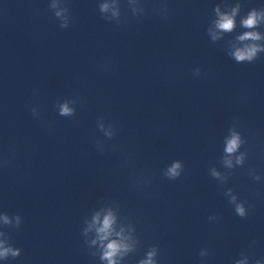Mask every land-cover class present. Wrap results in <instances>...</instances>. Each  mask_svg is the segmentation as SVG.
<instances>
[{"label": "clouds", "instance_id": "clouds-1", "mask_svg": "<svg viewBox=\"0 0 264 264\" xmlns=\"http://www.w3.org/2000/svg\"><path fill=\"white\" fill-rule=\"evenodd\" d=\"M97 10L102 19L116 27H124L128 25L132 19L141 20L150 14L158 16L162 20H169L170 7L168 0H97ZM48 8L52 12L53 17L58 21L61 29H67L73 23V15L67 0H49ZM224 11H221V9ZM241 11L239 2L234 5L216 4L213 8L215 18L210 21L206 28V34L212 43H217L224 39L225 35L235 32L237 29V14ZM264 25V7L250 9L247 14L241 17L239 27L243 29H254L252 31H244L235 35L231 40L227 41V54L236 63H252L258 59L261 53H264V34L259 29ZM239 43L242 46H237ZM105 71H110V65L106 62L103 64ZM202 69L196 67L192 70L193 77L199 78ZM83 104V100L78 95H69L63 99H57L54 102L56 113L59 117L75 118L77 110ZM29 110L34 119L41 122V112L38 104L29 102ZM119 125L116 120H108L103 116L96 119L95 131L100 135L93 137L95 150L101 154L108 150L119 151V145L110 143L116 140L119 133ZM247 140L240 129L239 122L231 123L226 134L223 136V150L220 157V166L227 171H220L217 167L212 166L208 169L209 175L215 179L221 188L229 181V178L235 174L237 168H243L249 156V149L244 146ZM243 149V150H242ZM130 159V157L126 158ZM15 160V148H10L7 153L0 155V169L9 168ZM184 162L176 159L166 164L161 170L162 176L170 181L179 179L184 173ZM247 174L254 181L264 180V176L259 174L256 169L248 168ZM151 179L147 172L137 173L133 183L137 188H143L150 184ZM224 196L228 203L232 205L234 213L241 219H245L249 215L250 208L247 201L239 199L234 189L227 188L224 190ZM107 207V214L104 215L102 223H100V212H95L92 216V224L98 225L96 233L101 242L109 240L113 235L119 239L111 240L103 250L100 257L101 261L107 264H122L125 258L138 251L140 244L136 228L131 220H127V224L131 229V233L125 237L124 227L120 231H115L114 225L117 221L116 212L120 210L117 201H111ZM220 219L217 213L208 216L209 223L218 222ZM23 224V216L20 213L9 214L7 211H0V261L8 262L16 260L21 256L22 249L15 246L11 242V232L21 228ZM88 229L82 231V235L87 234ZM135 234V236L133 235ZM128 241H132L129 243ZM96 241L93 240L92 244ZM253 244L256 242L253 241ZM159 248L156 245L148 247L143 258L136 261V264H160L158 259ZM198 256L200 264H206L210 258L209 249L201 248ZM232 264H264V258L253 259L246 251L239 253V258L233 260Z\"/></svg>", "mask_w": 264, "mask_h": 264}]
</instances>
